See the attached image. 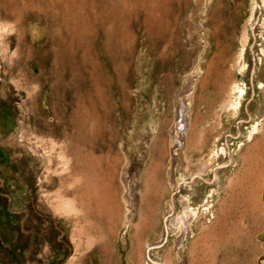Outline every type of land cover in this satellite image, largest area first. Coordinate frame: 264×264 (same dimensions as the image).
<instances>
[{
    "label": "rangeland",
    "instance_id": "1",
    "mask_svg": "<svg viewBox=\"0 0 264 264\" xmlns=\"http://www.w3.org/2000/svg\"><path fill=\"white\" fill-rule=\"evenodd\" d=\"M180 239L264 264V0H0V264H180Z\"/></svg>",
    "mask_w": 264,
    "mask_h": 264
},
{
    "label": "bare ground",
    "instance_id": "2",
    "mask_svg": "<svg viewBox=\"0 0 264 264\" xmlns=\"http://www.w3.org/2000/svg\"><path fill=\"white\" fill-rule=\"evenodd\" d=\"M193 82H195V80H193ZM192 82V84H193ZM193 91H194V87H193ZM194 94V93H193ZM185 103V102H184ZM189 111H190V108H189V104H184L182 105V108H180V112L178 114V120H177V124H178V127H180V129H176L175 131V134H176V137H177V143H178V146H177V149L175 150L174 154L172 155L171 157V175H170V184L173 188V185H172V174L174 173V166H173V163H175V166L176 167H180L181 165H185L186 168L189 167V164L188 162L186 161L185 159V156H184V147H185V143H186V135L188 134V132L190 131V128H191V121H190V114H189ZM152 133H148L146 135V144H145V147H144V152L143 154L140 156V158L136 161L135 163V169L134 171L136 172L135 174L132 175V177H130V180H128L129 176H126L125 177V182H126V185L127 187H129V202H130V211L131 212H134L137 211L141 208V193H140V190H141V187L139 185V180L142 179L143 177V173L148 165V162L150 160V143H152ZM174 160V162H173ZM188 166V167H187ZM175 167V168H176ZM176 170V169H175ZM175 177H176V184H178V176L177 174L175 173ZM175 181V180H174ZM139 186V188H138ZM178 186V185H177ZM228 190V189H227ZM172 204V202H171ZM224 204V202H223ZM222 204V205H223ZM226 205H227V202H226ZM170 207V206H169ZM168 207V208H169ZM190 208V212L187 213L186 216L184 217H181L178 218L176 221H175V224L177 226V224L179 225L178 228L180 229L179 231L182 232L181 234H183V231L187 233V228L189 227L190 228V232H191V235L189 236V238L191 237V239L194 238V234H193V229H194V224H192V226H190L189 224L186 225L185 223L188 221V219L190 217H194L196 219V217L198 216V213H197V210H194L191 206V204L189 205ZM225 207V206H224ZM130 213V212H129ZM136 214V213H135ZM200 215V214H199ZM130 218V217H129ZM136 218V215H133V218L132 219H135ZM225 217H223L224 219ZM201 222V221H200ZM199 222V223H200ZM223 222V220H222ZM177 228V229H178ZM196 229V228H195ZM178 231V232H179ZM195 232V231H194ZM180 234V235H181ZM183 236V235H182ZM188 236V235H187ZM197 237V236H196ZM195 237V238H196ZM188 238V237H187ZM190 239V240H191ZM179 242V241H177ZM180 243L181 246H179V248H177V254L178 256L180 255V261L179 263L180 264H191V262L189 261V255H187V257L184 259V253L186 252V247L187 245L189 244V242H186V241H182V239H180ZM177 244V243H176ZM175 244V245H176ZM217 244V243H216ZM180 245V244H178ZM221 245V244H220ZM219 245V246H220ZM231 245V244H229ZM177 246V245H176ZM226 247V244L223 245ZM222 246V247H223ZM218 247V246H217ZM219 249V248H218ZM225 249V248H224ZM229 249V248H228ZM174 250V249H173ZM216 250V249H215ZM221 250V249H220ZM226 250V249H225ZM233 251L234 254H237L238 252H240V255L243 254V252H245L244 248L243 247H233ZM220 252V251H219ZM218 252V253H219ZM225 252V251H224ZM223 252V253H224ZM189 253V252H188ZM226 253V252H225ZM222 254V253H221ZM223 255V254H222ZM225 255V254H224ZM229 255V253H228ZM227 255V256H228ZM235 256V255H234ZM238 257V256H236ZM224 258V257H223ZM218 262V261H217ZM220 264H242L239 260H235V258L233 256H229V257H225L224 260L222 259Z\"/></svg>",
    "mask_w": 264,
    "mask_h": 264
}]
</instances>
